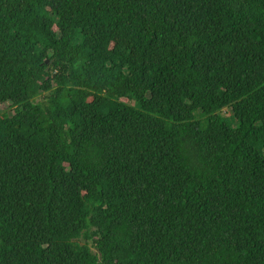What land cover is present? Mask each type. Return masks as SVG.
<instances>
[{"label":"trees","instance_id":"16d2710c","mask_svg":"<svg viewBox=\"0 0 264 264\" xmlns=\"http://www.w3.org/2000/svg\"><path fill=\"white\" fill-rule=\"evenodd\" d=\"M6 102L0 264H264V0H0Z\"/></svg>","mask_w":264,"mask_h":264},{"label":"rangeland","instance_id":"374dc122","mask_svg":"<svg viewBox=\"0 0 264 264\" xmlns=\"http://www.w3.org/2000/svg\"><path fill=\"white\" fill-rule=\"evenodd\" d=\"M46 93L42 92V93H39L37 94L35 97H34V101H37L39 99L42 98L43 95H45ZM10 108L11 106H9V102H6V103H3L2 105H0V112H6L9 114L10 112ZM219 113L221 114V116L223 117H227V120H225L231 127H235L236 126V120L235 118L233 119L231 117L232 115V111L230 109V107H225L223 108L221 111H219ZM79 243H83L84 240L82 238L78 239Z\"/></svg>","mask_w":264,"mask_h":264}]
</instances>
